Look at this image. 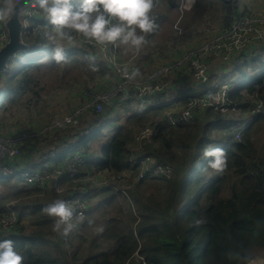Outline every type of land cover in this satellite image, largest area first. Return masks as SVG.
I'll list each match as a JSON object with an SVG mask.
<instances>
[{
    "label": "trees",
    "instance_id": "obj_1",
    "mask_svg": "<svg viewBox=\"0 0 264 264\" xmlns=\"http://www.w3.org/2000/svg\"><path fill=\"white\" fill-rule=\"evenodd\" d=\"M165 3L170 8L178 4L177 0ZM236 3L237 0H195L191 20L201 21L207 12L216 11L219 7L221 23L226 26L237 14ZM152 16L155 24L161 19L160 15H154V11ZM28 21L22 32L27 50L10 59L6 69L0 73V114L23 104L36 105L41 101L42 69L68 68V73L88 71L92 77L85 88L88 92L99 88L98 80L101 83L110 80L112 75L107 63L95 59V53L86 47L65 46V61L56 63L52 58L54 45L36 31L38 25L47 23L46 20L37 15ZM155 31L156 28L152 35ZM229 96L234 104H241L242 96H238L237 90L230 89ZM117 105L120 104L115 103ZM109 107H104L106 114ZM88 112L92 118L84 121L85 126L78 133L76 130L70 136L66 130L49 138L53 147L47 154L48 158L58 160L65 155L77 154L84 160L79 168L83 174L95 178L96 172L107 171L109 176L130 173L134 178L137 168L130 165L133 153L128 147L133 141L132 131L118 126L112 134L105 133L100 138L111 119L98 115L94 110ZM159 115L160 110L155 109L143 123ZM223 117L208 110L195 113L190 123L175 127L167 125L163 115L162 120L151 123L154 129L152 142L140 154H148L157 163L169 165L175 174L170 179H140L126 189V197L130 202L132 199L134 205V211L131 209L128 213L127 226L123 225L121 231L110 234L114 243L108 250L90 252L79 264H248L258 256L264 260V145L257 148L252 141V135L257 131L255 127L264 123V117L254 119L242 131L238 142H231L225 129L212 134V129L219 127ZM142 119L140 117L136 121L141 122ZM218 133H222L223 139L218 140ZM97 140L99 158L93 160L91 149ZM209 144L224 149L226 153L227 166L220 173L211 170L207 164L211 158L202 155L203 148ZM3 163L14 166V160ZM34 166L32 163L31 167ZM17 177L20 178L18 171L11 175L0 172V181ZM49 184L46 183L42 190L32 184L27 186L44 197L46 191L50 198L63 199ZM96 184L86 185L88 206L82 216L90 211L93 201L100 196L104 197V203L110 201L109 196L114 197L110 186ZM143 186L154 188L156 195L142 201ZM103 190L105 196L101 195ZM115 193L124 198L119 191ZM7 211L0 209V214ZM33 222L37 229L32 234L25 236L18 224L15 231L2 232L0 239L14 241L15 249L24 257L23 264H72L62 253L58 242L49 238L51 228L46 225L44 217L34 218Z\"/></svg>",
    "mask_w": 264,
    "mask_h": 264
},
{
    "label": "built area",
    "instance_id": "obj_2",
    "mask_svg": "<svg viewBox=\"0 0 264 264\" xmlns=\"http://www.w3.org/2000/svg\"><path fill=\"white\" fill-rule=\"evenodd\" d=\"M195 0H181L179 10V20L185 12L191 10ZM264 6V0H260ZM161 0H153L151 14L160 5ZM37 16V15H35ZM28 17L27 19H30ZM28 26L24 25L26 28ZM180 31V22H179ZM208 33L205 41H203L195 49L185 52L173 61L166 62L160 67H155L142 81L134 80L129 83L121 76L120 69L124 63V59L120 55L122 46L113 47L108 45L106 48L90 44L87 41L78 38V42L67 47L78 46L86 47L95 53L94 58L98 61L107 63L110 68L112 77L116 80L114 89H103L99 87L96 91L90 93L88 101L82 103L76 110L59 119H49L43 122L33 123L27 131L16 130L10 136L0 135V172L11 175L18 171L19 176L29 184L39 187L41 190L46 183L53 186L56 193L60 194L64 200L72 202L74 205L73 215H82L87 211V184L95 183V178L90 174H83L79 168L84 162L77 155H65L58 160H52L45 154L38 159L34 167L25 168L13 165H6L3 161H12L20 156V147L26 142H33L39 139L53 138L56 133L66 131L75 127L84 116L85 112L96 110L102 113L105 106L113 107L115 103L124 105L126 102H145L154 103V101L163 95L166 91V83H162V79L177 72L192 73L195 82H206V89L192 87L187 90L186 96L182 100V107L176 108L177 103L168 105L163 113V120L171 127L190 123L194 118V114L204 111H212L223 116L240 113L241 109L246 105L234 104L229 96L230 85L227 82H218L213 76L209 75L206 70L204 57L220 59L222 61L236 60L240 53L249 45L252 39L256 38L264 42V15L255 12H238L235 14L231 22L226 26L208 27ZM203 32V34H204ZM8 40L5 28H0V48H2ZM182 52V51H180ZM98 57V58H97ZM131 71V70H129ZM260 89V91H259ZM107 90V91H104ZM256 97L251 107L246 111V118L242 129H231L226 127L224 132L230 136L231 142H238L241 139L242 131L250 125L254 119L264 117V87L259 85L255 89ZM223 92L222 101H217L216 96ZM189 113L185 116L184 113ZM238 113V114H239ZM154 135L153 127H145L133 137V141L129 144V149L133 153L130 158V165L136 166L137 174L131 185L145 178H165L170 179L175 170L169 165L157 163L150 155L140 154L143 148L152 142ZM7 173L3 172L6 171ZM121 175H112L116 179L114 189L119 191L126 197V188L121 185ZM49 184V185H50ZM97 185V184H96ZM107 187L106 183L103 184ZM130 185V186H131ZM129 186V187H130ZM128 187V188H129ZM127 188V189H128ZM17 214V213H16ZM19 224V215H15L12 210L0 214V234H8L15 231Z\"/></svg>",
    "mask_w": 264,
    "mask_h": 264
},
{
    "label": "rangeland",
    "instance_id": "obj_3",
    "mask_svg": "<svg viewBox=\"0 0 264 264\" xmlns=\"http://www.w3.org/2000/svg\"><path fill=\"white\" fill-rule=\"evenodd\" d=\"M241 1H246L247 3H250L252 5L255 3L257 4L258 2L257 0ZM177 2L178 4L175 8H170V6H166L164 0H161L160 5H158L157 9L154 10V15L161 16V19L156 22L157 24L155 33L153 35L152 33L147 34L146 39L148 43L145 44L138 52H132L124 47V50L122 52L124 59L121 60L125 65L128 66L129 63H133L137 67L138 63H140L139 67H145L146 71L150 70V67L155 63H158L157 67H160L166 62L173 61L178 58V56L183 55L185 52H189L198 47L203 41H205L208 35V33L203 34V32L207 31L208 27L215 28L216 26L220 25L222 12L218 7L216 11L212 10L209 13L207 12L205 19L201 20L202 22H192V17L190 15L189 25H187L186 27H181L180 25L179 31L180 21H178V18L181 0H177ZM189 11L184 13L182 19L185 15H187V13H191V10ZM179 49L182 52H180ZM241 54L242 53H240V55ZM67 69L68 68L62 70L60 68L55 71H44L42 69L43 72L40 73V86L43 88L41 101L36 105L23 104L14 109L8 110L5 113H1L0 135L10 136L13 134V132L20 129L22 131H27L30 129V125L33 123L37 124L38 122H43L49 119H59L63 115L76 110V106L79 103L84 102V100L89 97L88 95L92 93L85 90V88L89 84V80H91L92 77L91 73H87L88 71L84 72L80 70H74L68 73ZM151 72L152 70L144 74L143 76L136 78V80L142 81L144 77H146ZM263 74L264 70H258L256 72L257 77H261ZM98 81L99 87L102 86L103 89H114L117 79L113 82L111 77L107 83H101L100 80ZM166 82L167 81L164 80L162 83ZM97 89L98 87H96V90ZM83 95H85V97H83ZM248 100L249 98H245L242 101L244 103L243 105H248ZM109 108L110 110L107 111V114L105 108L103 110V113L99 114V112H97L98 115H102L104 117H108L109 112L112 114V124H110L103 130V134L100 136V138H102L105 133L112 134L115 128L118 127V125H123L124 127L129 128L133 133L132 138L145 127L152 126L151 123H148L149 121L146 122L147 124L143 123L148 117H143L141 122L134 120L129 121L128 119H126L129 115V111H127V109H122L121 112H117L116 110L118 108ZM233 117L237 116L233 115ZM91 118L92 116H90V112H85L78 125L76 127L68 129V131L71 133L70 136L75 134L76 130L78 133V131L85 126L84 121L91 120ZM97 119L101 121L99 117ZM255 128L257 131L252 135V141L255 143L257 148H261L264 145V123L259 124ZM216 133L217 132L212 134L215 135ZM218 134V140L223 139V137L220 136L222 135V133ZM98 141L99 140L94 141L92 147L96 145ZM49 144L50 143L48 142V139L42 138L37 140L36 144L33 142H26L20 147V156H36L38 159V156L44 154L47 156L50 150H48ZM17 159L18 157L15 158L14 161ZM31 165L27 168H31ZM7 170L8 169L3 172L7 173ZM113 177L114 176H108L107 178L102 180V183H106V186H110L113 189L111 191L112 194H114V197L109 196L110 201L104 203L100 202L104 198L100 196V198L97 199V202L93 203L92 208L85 216L78 217L79 215H75L73 218L71 217L67 223L71 224L72 227L66 235H61L60 232L53 231L51 224V220H53V218L47 217L46 214L44 215L47 217H44V220L47 221L46 225L51 228V234L49 235V238L58 242L62 253L72 264H79L90 252H103L108 250L109 247L114 243V240L110 237V234L121 231L122 226L126 225L129 222L127 220L128 213L131 209L134 211V208H132V199L130 198V202L128 200L129 198H122L117 193H115L116 190L114 189V187L116 186V179H113ZM121 180V185L127 189L134 181V178L130 173H125L121 175ZM0 182L7 181L3 180ZM6 186L0 184V209L2 204V207H14L18 204H23V201L27 196H31V198H27L28 202L26 204L28 205H32L34 201L38 200H35L36 197H40L42 200L49 199V195L48 193H46V191L44 197L43 194H39L36 191L32 190L22 191L20 194L15 195L14 197H10V193H6ZM142 190V201L152 194L153 196L156 195L154 188L147 187L146 189V186H143ZM101 195L105 196L104 193H102ZM5 197L6 199L3 200L2 198ZM21 199H23V201ZM53 200L54 198H50L48 203H51ZM4 202L6 203L4 204ZM13 213H15V215L17 216V214L20 212L16 214V212L13 211ZM19 226L22 227V233L25 236L32 234L37 229V224L33 222L32 218H29L27 221L25 220L23 222H20ZM64 226L65 225H62L61 229H63ZM253 262L255 264H257V262H260V264H264V260L260 256L255 257L248 264H254Z\"/></svg>",
    "mask_w": 264,
    "mask_h": 264
},
{
    "label": "clouds",
    "instance_id": "obj_4",
    "mask_svg": "<svg viewBox=\"0 0 264 264\" xmlns=\"http://www.w3.org/2000/svg\"><path fill=\"white\" fill-rule=\"evenodd\" d=\"M153 0H0V28L12 20L27 25L28 17L39 15L47 23L37 26V34L54 45L52 58L56 63L65 61V46L74 45L78 38L101 47L125 46L138 52L148 43L146 36L156 28L151 14ZM91 59V58H89ZM121 76L131 83L141 76L139 68L120 69ZM223 92L216 96L222 101ZM185 116L189 113L185 112ZM202 155L215 173L227 166L224 149L207 145ZM74 205L64 199H54L42 208L53 218L52 230L66 235L71 224ZM65 225L63 229L61 226ZM24 257L11 239H0V264H23Z\"/></svg>",
    "mask_w": 264,
    "mask_h": 264
},
{
    "label": "crops",
    "instance_id": "obj_5",
    "mask_svg": "<svg viewBox=\"0 0 264 264\" xmlns=\"http://www.w3.org/2000/svg\"><path fill=\"white\" fill-rule=\"evenodd\" d=\"M257 1H258L257 4L255 3L252 5L250 3H247L246 1L237 0V3H236L237 13L249 11V12H255V13L264 15V6L262 5L260 0H257ZM190 15L191 13H187V15H185L184 18L180 21L181 27H186L187 25H189ZM195 23H192V24H195ZM219 26H224V25L220 23ZM122 47L123 48L120 51V55L123 57L122 52L125 46H122ZM202 60L205 62L206 70L209 73V75L213 76V78L216 79L218 82L229 83L230 89L237 90L238 96L239 97L240 95L242 96L240 97L242 101L245 98H249L248 100L249 103L248 105H246L244 109H242L241 114L238 112L239 114L236 113V114H231L230 116H226V117L224 116L223 122L219 125V127L213 128L212 133L224 130L226 127H230L231 129H236V130L242 129L245 118H246L245 117L246 111L251 107V104L256 97V94L254 93L255 89L257 86L264 84V78H262L264 77V74L261 77H257L256 75V72L258 70H264V42L263 41L261 42L257 40L256 38L252 39L249 45L245 48V50L236 60H231V61L226 62V61H222L220 59H214L211 57H204ZM120 64L122 65V67L127 66L124 63H120ZM139 64L140 63H138L136 67L133 63H129L127 68L128 70H132L133 68H139L141 76H143L144 74L153 70L157 66L158 63H155V64L152 63L153 65L150 67V70L148 71H146L145 67H139ZM169 76L170 77L167 76L162 79V81L164 80L167 81L166 82L167 88H166L165 93L162 96L160 95L154 101L153 104L148 103L147 102L148 100L143 103L132 101V102H128V104L114 106V108L115 109L118 108L116 110L117 112H121L122 109H127V111H129V115L127 116L126 119H128L129 121L130 120L136 121V119L140 117H151L154 114L155 109H158L160 110V115L157 118L151 119L148 123H154L156 121L162 120V115L168 105L176 102L177 109L182 107V98H184L183 94L192 87L197 88V85L199 84V83L197 84L195 80L192 78V73L190 71H187V72L180 71L175 74H171ZM112 81L113 82L115 81L113 77H112ZM233 115H236L237 117H233ZM111 116L112 114H109L108 117H110L111 119ZM111 124H112V121H111ZM118 126H123V125H118ZM48 142L50 143L48 146V150H49L53 146H52L51 140L48 139ZM219 145H221V143ZM91 153L92 154L90 156L92 157L93 160H96L99 158V148H97V144L92 147ZM27 157H23V156L18 157V159L15 160L13 163L14 166H17L20 168H23V167L27 168L32 163H34V165L36 164V162L38 163V158L36 156L32 157L28 155ZM108 176H109V173L107 171L96 172L95 180L97 181V185L98 184L103 185L102 180L107 178ZM20 178L17 177V179L6 180L8 183L0 182V184L2 185H5V186L8 185L6 186V193H10L9 195L10 197H14L15 195L20 194L22 191H28V190L33 189L32 187L27 186V185H30L27 181L23 180L22 178L20 179ZM103 193H104V190H103ZM25 198L26 199L24 201L23 199H21L23 201V204H18L14 207H2L3 205L2 204L1 209H6V211L10 209L16 213L20 212L18 214L22 222L25 220L27 221L29 218H32L33 220L34 218L38 219L40 216H43L45 218L48 217V216L47 217L44 216L45 213L42 212V208L48 204L50 197L49 199H43V200L40 197H36L35 200L36 199L38 200L34 201L32 205L26 204L28 202L27 198H31V196H27ZM2 199L4 200L6 199V197ZM54 199H57V198H54ZM93 202L96 203L97 199H95ZM100 202H103V200H101ZM5 203L6 202H4V204Z\"/></svg>",
    "mask_w": 264,
    "mask_h": 264
},
{
    "label": "water",
    "instance_id": "obj_6",
    "mask_svg": "<svg viewBox=\"0 0 264 264\" xmlns=\"http://www.w3.org/2000/svg\"><path fill=\"white\" fill-rule=\"evenodd\" d=\"M24 29V25L18 23L15 19L5 27L8 40L0 48V73L6 69L10 59L15 57L19 52L27 50L28 46L22 41V32ZM206 86V82H201L197 85V88L206 89Z\"/></svg>",
    "mask_w": 264,
    "mask_h": 264
},
{
    "label": "bare ground",
    "instance_id": "obj_7",
    "mask_svg": "<svg viewBox=\"0 0 264 264\" xmlns=\"http://www.w3.org/2000/svg\"><path fill=\"white\" fill-rule=\"evenodd\" d=\"M254 263V262H253ZM255 264V263H254ZM257 264H260V262H257Z\"/></svg>",
    "mask_w": 264,
    "mask_h": 264
}]
</instances>
